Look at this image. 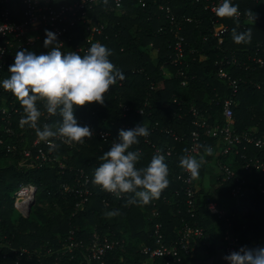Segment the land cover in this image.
Segmentation results:
<instances>
[{
    "label": "trees",
    "instance_id": "obj_1",
    "mask_svg": "<svg viewBox=\"0 0 264 264\" xmlns=\"http://www.w3.org/2000/svg\"><path fill=\"white\" fill-rule=\"evenodd\" d=\"M232 3L238 5L242 12L249 11L254 15L263 16V2L232 0ZM157 4V1L145 0L142 6L133 0H125L121 13L105 12L103 6L95 11L94 16L106 23L100 39L101 44L112 50L109 59L123 72L124 79L120 84L110 86L105 93L103 105L96 102L86 103L77 106L74 114L81 125L87 124L93 131H107L109 134L106 139L93 134L90 138H84L82 143L73 142L69 145L58 141L57 146L52 149V154L61 159L65 165L63 168L58 167L57 163L24 167L18 164L19 155L0 156V240L3 242L8 240L13 247L34 249L46 246L55 249L60 247L62 238L71 228L77 236L86 240L90 238L93 230H96L103 237L117 238L122 242L123 232L126 231L133 240H127L121 248L114 249L109 261L115 264H138L146 258L139 249L142 245L152 243L150 231L156 221L161 222L162 231L168 239L176 237L183 220L190 223L195 221L210 235L209 247L202 245L200 241L196 246L197 251H206L209 259L197 260L195 264H209V261L218 264L215 259L221 252L222 232L226 221L207 210V201L213 200L229 213H236L238 217L233 228L240 231L243 242H259V246H264V194L258 187V182L264 179V172L242 169L244 160L239 154L222 155V141L219 137L205 135L203 132L201 135V154L196 158L199 160L203 157V160L196 177L194 218L186 214L182 184L173 176V173L180 171V160L186 155L191 142L190 132L194 125L191 123L190 108L194 106L202 111L207 110L208 116L205 118L211 124L224 122L221 114L222 100L231 96V88L225 80L216 76L218 66L215 61L228 52L225 49L223 51L222 47L236 49L237 56L251 65V68L242 66L240 69L231 70L233 76H239L243 80L233 105L234 129L247 130L259 137L264 136V67L255 66L246 54L242 53L245 48H248V53H252L258 42H264V28L259 25H250L246 30L233 28L225 35L222 47H219L214 37L208 35L207 39H203V35L209 33L210 22L209 14L200 4L193 0H172L176 14L195 15L200 19L198 24L195 21L184 24L183 34L187 45L195 51L186 54L188 67L183 68L187 83L181 85L183 77L176 73L178 66L169 62L173 36L169 23L164 19ZM221 20L225 23L235 21L232 17H222ZM234 31H250V41L234 42ZM43 41L44 39L33 46L36 54L46 53L47 48L43 46ZM153 50L156 52L151 55ZM123 106L128 107V110L122 111ZM140 109L142 112H139ZM42 120L41 115L39 127H42ZM61 120L59 113L51 115L48 125L55 130ZM140 123L148 128L149 135L138 137L139 142L129 149L139 150L141 153L136 167L146 166L150 162L155 155L154 147L172 148L171 156L165 159L169 168V185L161 191L159 198L152 199L147 204L130 203L129 198L134 196L133 193H122V197L118 198L92 183L93 172L102 163L103 153L117 139L118 130L129 129ZM166 129L177 133L180 138L174 139ZM35 136V133L27 132L26 146H29ZM207 146L212 148L211 155L205 152ZM32 152L35 153V150ZM241 152L246 158L257 155L264 160V149L260 150L253 145L247 146V149ZM219 160L230 163L236 174L247 176L245 186L248 191L242 197L238 210L234 209L235 199L230 193L234 185L233 180L223 181L222 173L218 171L214 174ZM5 161L10 162L5 164ZM79 169H83L89 176L92 194L84 208L76 210L77 198L69 191L61 192V184L71 185L78 182ZM205 175L215 179L207 187L203 181ZM21 182L36 185L35 200L54 202L58 205L59 212L47 215L41 208H37L31 211L27 218L20 215L12 218L11 196ZM176 190L180 192L178 195H175ZM154 210L159 212L158 217L151 216ZM112 212L116 214L110 215ZM241 224L246 225L242 228ZM120 225L122 231L119 229ZM5 252H9L7 247L0 248L1 264L11 263L10 255L2 259L1 256ZM80 260L81 256L77 253L76 258L65 259L63 264H80Z\"/></svg>",
    "mask_w": 264,
    "mask_h": 264
},
{
    "label": "built area",
    "instance_id": "obj_2",
    "mask_svg": "<svg viewBox=\"0 0 264 264\" xmlns=\"http://www.w3.org/2000/svg\"><path fill=\"white\" fill-rule=\"evenodd\" d=\"M125 0H0V79L10 75L7 71L8 66L13 62L17 50L25 49L33 51V46L40 40L45 38V29L55 32L60 41L62 52L76 51L83 55L87 52L92 43H101V36L104 34L106 23L99 21L94 15L95 11L103 6L105 12L121 13L124 10ZM142 6L145 0H133ZM157 1V7L164 19L169 23V30L173 36L169 62L177 67V75L182 76L181 85L187 83V77L184 74V68L188 67L186 54L194 53L195 49L187 45L185 35L183 34L184 24L189 22H198L200 19L195 15L181 14L178 15L173 11L172 0H154ZM255 2H263L264 0H254ZM199 3L202 9L209 14V33L203 35V39H207L208 35L217 40V45L222 47L225 35L233 28L237 30H246L250 25H259L264 28V6L262 7L263 16L254 15L252 12H242L239 9V15L232 17L235 19L232 23H225L215 13L216 7L222 0H193ZM196 24V25H197ZM163 28V27H162ZM160 28V30H162ZM106 36V35H105ZM221 45V46H220ZM188 46L189 48L187 49ZM223 51L228 50L221 58L216 59L217 64L216 76L225 80L231 88V96L222 100L221 114L224 117L223 124L209 123L205 116H208L207 110H200L194 106L190 108L192 114L191 123L194 128L190 132V145L185 156H199L201 135L219 137L222 141L220 153L227 156L228 154H239L244 162L241 168L245 171L257 170L264 172V160L260 157L249 156L241 152L246 150L247 146L264 149V136L259 137L247 130L237 131L234 129L232 114L233 105L235 104V96L239 92L240 84L243 82L241 77L233 76L231 70L240 69L242 66L249 68L246 61L239 58L236 49L226 47L221 48ZM48 49L46 50V52ZM156 52V50H154ZM248 48L243 49L251 63L258 67H264V42H258L252 53H248ZM36 53V52H35ZM194 59V57H193ZM116 67V65H114ZM184 67V68H183ZM251 68V67H250ZM117 83H121L118 80ZM18 99L11 91L0 88V156L11 154L19 155L18 164L24 167L42 166L45 163H57L58 167H65L64 163L57 156L52 154V149L57 146L58 141L63 138H49L51 143L41 141L36 135L29 146L27 144V132L35 133V129L25 124L20 125L21 118L25 115ZM41 115L43 116L42 127L47 124L52 114L47 113L43 102L39 101ZM128 110L123 106L122 111ZM139 112H142L140 109ZM39 126V119L37 121ZM93 131V130H92ZM170 132L174 139L178 140L180 136ZM103 139H106L108 132L102 129L93 131ZM69 144V143H67ZM69 145H72L69 144ZM154 147V146H153ZM35 150V153L32 150ZM153 153L163 154L168 159L172 154V148L154 147ZM176 174L173 173L176 180L182 184L183 205L186 214L190 218L196 215V177L192 178L189 172L182 168ZM219 172L222 173V180L232 179L234 185L230 189L231 196L235 199V210L241 203L242 197L247 193L245 186L247 176L238 175L231 168L230 163L221 160L217 163ZM78 182L71 185L62 183L61 192L69 191L76 198L75 209H83L84 204L89 200L92 194L90 186V178L84 173L83 169H79ZM261 193L264 194V179L258 182ZM37 192L36 185L32 183L21 182L14 190L11 198L13 207L22 217H29L31 213L30 204L35 201ZM175 195L180 192L174 191ZM111 193V192H110ZM111 195L116 196L111 193ZM117 197V196H116ZM122 197V194L118 197ZM210 205H214V209H210ZM206 208L212 214L217 215L226 221V226L222 232V254H226L232 250L238 249L242 245L249 247L259 246V242L249 243L243 242L240 231L233 228L237 217L235 212L229 213L227 209L219 207L216 201L208 200ZM179 212V210H178ZM230 214V215H229ZM151 216L158 217L157 210L152 211ZM240 216V215H239ZM246 224H241L244 228ZM151 244L142 245L139 252L145 255L142 263L138 264H186L192 260L197 252L198 241L202 245L210 246V235L206 233L202 227L198 226L195 221L190 223L183 220V224L177 230L176 237L168 239L162 231V224L156 221L150 231ZM123 242L117 238L103 237L98 231L93 230L89 239H84L76 235L74 229H69L67 234L62 238L60 247L54 249L51 247L41 246L39 248L29 249L27 247H13L8 240H0V248L7 247L9 252L3 253L2 259L11 257L9 264H63L65 259L76 258V254L81 256L80 264H115L109 261L111 252L114 249L121 248ZM1 264V263H0ZM128 264H134L129 262ZM218 264H225L219 262Z\"/></svg>",
    "mask_w": 264,
    "mask_h": 264
},
{
    "label": "clouds",
    "instance_id": "obj_3",
    "mask_svg": "<svg viewBox=\"0 0 264 264\" xmlns=\"http://www.w3.org/2000/svg\"><path fill=\"white\" fill-rule=\"evenodd\" d=\"M219 17L239 15L238 5L232 0H222L216 7ZM250 31L233 33L236 43L248 42ZM43 46L46 53L17 50L13 62L8 66L10 75L0 79V88L11 91L18 99L25 114L20 125L35 129L41 141L60 137L66 143H82L84 138L93 136L87 124L81 125L74 114L77 106L96 102L103 105L105 93L110 86L123 80V72L110 61L112 50L99 42L92 43L83 55L76 51L62 52L60 41L55 32L45 29ZM3 53V49H0ZM38 101H42L47 113L62 117L59 126L53 128L47 124L43 128L37 124L41 116ZM149 130L143 124L129 129H119L118 137L101 157L102 163L95 168L92 183L119 197L122 193H133L130 203L147 204L159 198L161 191L169 185V168L163 154L154 155L143 167H136L140 159L139 150H129L139 142L138 137L148 136ZM212 154L211 146L205 148ZM193 156H184L180 160L192 178L198 177L201 161ZM138 198V199H137ZM214 209V205H210ZM115 215V212L109 213ZM225 264H264V246L249 247L242 245L223 255Z\"/></svg>",
    "mask_w": 264,
    "mask_h": 264
},
{
    "label": "rangeland",
    "instance_id": "obj_4",
    "mask_svg": "<svg viewBox=\"0 0 264 264\" xmlns=\"http://www.w3.org/2000/svg\"><path fill=\"white\" fill-rule=\"evenodd\" d=\"M155 54V51L153 50L152 51V53H151V55H154ZM8 162H10V161H5V162H3V163H8ZM219 172V170H217V168L215 167V169H214V174L216 173V172ZM204 180H205V184L206 185H208L210 182H211V179L208 177V175H205V178H204ZM203 180V181H204ZM215 180V179H214ZM199 181V180H198ZM197 181V182H198ZM214 182V181H213ZM226 202H228V200H226ZM37 208H41L42 209V211L45 213V214H47V215H54L55 213H57V212H59V207H58V205H56L54 202H48V201H37V200H35L34 201V203H33V205H32V208H31V211H34L35 209H37ZM12 210H13V214H12V218L13 217H16V216H19V213H18V211L13 207V204H12ZM109 219H110V221H111V216H109ZM119 229L122 231L123 229H122V226L120 225L119 226ZM127 240H133V238H130L127 234H126V231H124L123 232V242L126 244V241ZM56 249H58V248H55V250ZM124 250V249H123ZM205 254V253H204ZM124 255H126L125 253H124Z\"/></svg>",
    "mask_w": 264,
    "mask_h": 264
},
{
    "label": "crops",
    "instance_id": "obj_5",
    "mask_svg": "<svg viewBox=\"0 0 264 264\" xmlns=\"http://www.w3.org/2000/svg\"><path fill=\"white\" fill-rule=\"evenodd\" d=\"M214 181V179H211V182L212 183ZM209 183V184H210ZM208 184V185H209ZM204 185L207 187L208 185L205 184V180H204ZM205 253V254H204ZM209 257V254L205 251V252H200L199 250L195 253L194 257L192 258V260L186 262V264H195V262L197 260H200V259H205V258H208ZM223 257V254L222 252L219 253V255L216 257L215 261H217L218 263L219 262H224V260L222 259ZM209 259V258H208ZM213 261H209V264H212Z\"/></svg>",
    "mask_w": 264,
    "mask_h": 264
},
{
    "label": "water",
    "instance_id": "obj_6",
    "mask_svg": "<svg viewBox=\"0 0 264 264\" xmlns=\"http://www.w3.org/2000/svg\"><path fill=\"white\" fill-rule=\"evenodd\" d=\"M33 203H34V202H32V203L30 204V207L33 205Z\"/></svg>",
    "mask_w": 264,
    "mask_h": 264
}]
</instances>
